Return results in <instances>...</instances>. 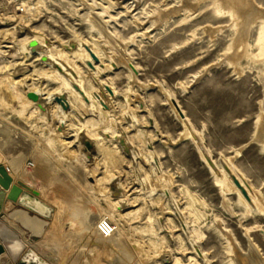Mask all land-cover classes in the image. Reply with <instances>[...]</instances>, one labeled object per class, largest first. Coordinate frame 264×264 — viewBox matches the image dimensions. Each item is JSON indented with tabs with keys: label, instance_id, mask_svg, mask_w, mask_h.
I'll return each instance as SVG.
<instances>
[{
	"label": "rangeland",
	"instance_id": "rangeland-1",
	"mask_svg": "<svg viewBox=\"0 0 264 264\" xmlns=\"http://www.w3.org/2000/svg\"><path fill=\"white\" fill-rule=\"evenodd\" d=\"M263 28L264 0H0V161L22 158L21 177L54 209L46 234L33 242L44 244L46 260L264 264V192L262 209L249 211L236 192L224 191L196 142L184 137L169 99L214 159L232 158L254 190L264 191ZM34 38L49 46L46 53L67 55L100 91L83 61L97 46L110 64L100 81L119 93L105 90L108 116L84 103L83 122L71 115L61 127L56 101L47 114L33 103L28 90L46 98L62 86L28 56ZM120 131L143 157L124 152ZM103 218L117 226L108 239L96 230ZM94 240L104 246L100 255Z\"/></svg>",
	"mask_w": 264,
	"mask_h": 264
},
{
	"label": "bare ground",
	"instance_id": "bare-ground-1",
	"mask_svg": "<svg viewBox=\"0 0 264 264\" xmlns=\"http://www.w3.org/2000/svg\"><path fill=\"white\" fill-rule=\"evenodd\" d=\"M134 1H137V0H134ZM233 1L234 0H229V3H232ZM235 2H237V1H235ZM117 4L118 5L120 4L119 1L117 2ZM233 6H234V4H233ZM169 10H171V9H169ZM167 11H168V9H167ZM161 12H163V11L160 10V13ZM175 12L176 11L173 10V11H171L167 15L172 14L173 17H174V13ZM162 16H165L164 15V12H163V15ZM158 19L159 20H162L160 18H158ZM170 19L171 18H169V20ZM165 20H166V18H165ZM151 23H152L151 24V27L155 26V24H156L153 21ZM155 28H156V26H155ZM33 40L37 41L38 42V45L35 48V50H33L32 47H29L28 48V51H26L28 53V56L32 55V56L37 57L39 60H41V62L44 65H46L50 69H52L53 70V73H54V75L52 77L62 85L61 86V89L56 94H49L48 97H46V98L43 97L42 92H39V91L31 92L30 90H28L27 92L29 94L36 93L38 95V97H39L38 101H34L33 100L34 101L33 103H36V105L38 106V108L40 110H42L44 112V114H47V111H48L47 106H48V104L51 103V102H53V101H56V99H55L56 97H58L60 95H65L66 96V103H67V105L68 106H71L73 108H71L68 111H65L59 105V109L61 110V112L63 114V117L60 119V122H59V124L61 125V127H65L64 124L67 121L66 120V117L71 116V115H75V120L76 121L83 122L84 116L79 113V110H83L82 107L85 106L84 103H87L89 105V108L91 110H94V109L99 110L101 113H103L106 116H108V114L110 113V110L108 108L109 107V105H108L109 104V98H108L105 90L107 91V93L108 92L110 93V95H111L112 98L118 96L119 93L111 85L104 84L102 81H100L101 75L103 73H105L106 70H108V68L110 67L109 66L110 64L107 65L106 63L103 62L101 51L97 48V46H93V47L91 46V47H89L87 49V54L84 56L83 61L85 62V64L88 67V69L90 70V76H91V78H93L95 81H98L99 82V85H102L103 86V88L101 86L100 91H95V90H93L88 85V77L84 76V74L80 71V69L73 63L74 61L71 62L69 60V58L67 57V55L65 56L64 54H60V53H59V55L57 54V56L56 55H52V54H48L44 50V47H49L48 45L43 44L37 38H34ZM240 43H241V41H240ZM245 45L242 44V46H245ZM257 45H260L262 56H264V28H263V31H262L261 38L258 41ZM84 46L82 44V47H84ZM81 51H83V50H81ZM81 57H83V56H81ZM81 61H82V58H81ZM89 62L92 64V66H89L88 65ZM114 64H116V63H114ZM132 69L134 71H136V68H134V66H132ZM93 79H92V81H93ZM90 83H91V81H90ZM169 99H171V102L173 100H175L174 97L171 96V95H169ZM30 103H31V101H30ZM171 104H172L174 110L177 112V114L182 119V122H183V124L186 127V131H185L184 137H190V138H192L196 142V144L198 145L199 151L201 153V156H202L204 162L207 164L208 167H209V165H208V163L206 161V157H210L213 160V162H214V164H215L216 167H215V169H212V168L209 167V169L217 177V182H218V184L220 186H222V189L224 191L233 190L234 192H236L239 195L241 201L248 207L249 211H252V210H261L263 204H261L260 197H261V195H262V193L264 191H256V190H254V188L252 187V185L250 184V182L245 178V176L242 173H240L235 168V166L233 164L232 158L221 157L220 160L214 159V157L212 156V153L203 144V139L201 138L200 134H198L195 131V129L191 126L188 117L185 114H184L185 117H182L179 114L177 108L174 106V104L173 103H171ZM132 119H131V121H132ZM80 126L83 127V123H80ZM82 127H81V129H82ZM125 133H126V131H120V133L118 135L116 134V137L118 138V143H119V140H120V138L122 136H126V142L130 146V154L129 155L133 158V160L138 159L140 157H143V155L141 153H138V152H136L134 150L131 141L129 140V138L127 137V135ZM158 136L159 137H163V135H161V134H158ZM151 159H152V161L156 165V169H155V170H157V174L156 175H158V178L161 179L162 178V174L164 173V172L162 173V171H161V164L159 163L157 157H154L153 156V157H151ZM225 166H227L229 168L230 172L233 175H235L239 179V181L242 183V185L247 189L248 194H249L250 199H251V203H249L244 198V196L242 195L241 191L238 189V187H236V185L234 184V182H233L230 174L226 171ZM155 173H156V171H155ZM146 180H147L146 178L140 179V182H142V184H143V183H146ZM116 185L117 184L115 183V186ZM167 190H166V193L168 194V196H170V192H169L170 189L168 191ZM116 192H114V195H115ZM117 195H118V192H117ZM122 204H123V206H126L124 203H122ZM129 214H131V213H129ZM176 215L180 219L181 224L183 225V229L185 231H187L188 230V226L186 224V221L184 219V216H183L182 212L179 211V210H177ZM11 216L15 220L17 219V220L22 221L23 224L25 226H27V227L28 226L36 225V223L42 224L41 222H39L41 220H38V218H36V217L33 218V217L29 216L27 214V212L12 213ZM163 224L164 223L161 222V225H163ZM0 239H2V241L4 242L6 248L8 249V252H9L10 256H12V257H17L19 255V253L21 252V250L23 249V247H24L23 242L9 228H3L0 231ZM194 246L197 247L198 245L197 244H194ZM197 250H198V248H197ZM2 259H3V261H5L7 259V257L4 256ZM263 263H264V259H263Z\"/></svg>",
	"mask_w": 264,
	"mask_h": 264
},
{
	"label": "water",
	"instance_id": "water-1",
	"mask_svg": "<svg viewBox=\"0 0 264 264\" xmlns=\"http://www.w3.org/2000/svg\"><path fill=\"white\" fill-rule=\"evenodd\" d=\"M29 45L30 47L33 48V50H35V48L38 45V42L33 40L30 42ZM88 65L92 66L90 62L88 63ZM28 96L30 99L34 101H38L39 99L36 93H31ZM55 99H56V103L59 104L65 111L69 110V106L66 103L65 95H60ZM172 103L177 108L179 114L182 117H185L177 101L173 100ZM83 144L86 146L87 151H92L94 149V145L88 140L83 141ZM119 145L126 154L128 155L130 154V146L126 142V136H122L120 138ZM206 161L210 168L215 169L216 166L210 157H206ZM225 169L230 174L234 184L241 191L244 198L249 203H251V199L247 189L242 185L239 179L230 172L227 166H225ZM13 182L14 180L10 175L9 169L5 167L4 164L0 161V187L3 189L2 191H0V214L2 212L4 202L7 199L22 206L28 212L35 213L36 215L42 218L48 220L52 218L54 213L53 207L50 206L48 203L39 199L38 194L34 191V189L30 185L22 181H18L17 184L14 185ZM7 191L8 193H6ZM115 195H117V192L115 193ZM4 256L7 257L5 261H3L2 259ZM14 259L16 260L17 258L14 257ZM0 264H14L11 262V257L8 254L5 245L1 243H0ZM16 264H48V263L43 258L38 256L32 249H30L27 251L26 255L22 257L20 261L17 262Z\"/></svg>",
	"mask_w": 264,
	"mask_h": 264
},
{
	"label": "crops",
	"instance_id": "crops-1",
	"mask_svg": "<svg viewBox=\"0 0 264 264\" xmlns=\"http://www.w3.org/2000/svg\"><path fill=\"white\" fill-rule=\"evenodd\" d=\"M2 163L4 164L5 167H7L9 169L10 175L12 176V178L14 180V182H13L14 185L17 184L18 181H22V182L28 184L26 181H24V179L20 175L22 165H23V163H25V161H23L22 158L14 157V158L8 159L6 157V160H4ZM28 185H30V184H28ZM2 190L3 189L0 187V191H2ZM34 191L38 194L37 190L34 189ZM6 193H8V191ZM38 198L41 199L39 194H38ZM17 212H27V214L29 216H31L33 218L36 217V218H38V220H41L39 222H41L42 224L36 223V225L27 227L23 224L22 221L17 220V219L16 220L13 219L11 214L17 213ZM53 215H54V213H53ZM47 220L48 219L42 218V217L36 215L35 213L28 212L25 208L18 205L17 203H14V202L7 200V199L5 200L2 212L0 214V231L3 228H10L24 244V247H23L24 250L23 249L21 250V252L23 251L21 256L18 255L16 257L17 258L16 260L14 259V257L10 256L12 263L16 264L17 262H19L20 259L26 255L27 251L32 249L38 256L43 258L48 264H51L48 260H46L44 258L43 254H42V253H44L43 251L45 250L44 244H38L36 247L34 246L35 244H33V242L36 239H40L41 237H43L44 234H46V230H47V227L49 224L48 221L50 219L48 221ZM11 223L16 224L15 226H17V227H15L14 224H11ZM92 242H93L92 244H94L92 249L95 250L96 253H98L100 255L102 253V250L104 247L103 244H101L102 242H100L99 240H94ZM0 243L4 244L2 239H0ZM7 251H8V249H7Z\"/></svg>",
	"mask_w": 264,
	"mask_h": 264
},
{
	"label": "built area",
	"instance_id": "built-area-1",
	"mask_svg": "<svg viewBox=\"0 0 264 264\" xmlns=\"http://www.w3.org/2000/svg\"><path fill=\"white\" fill-rule=\"evenodd\" d=\"M96 230L101 237L108 239L115 235L117 226L111 219L103 218L96 223Z\"/></svg>",
	"mask_w": 264,
	"mask_h": 264
}]
</instances>
